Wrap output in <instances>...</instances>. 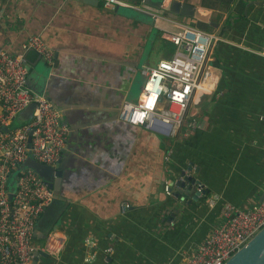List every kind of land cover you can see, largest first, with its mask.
<instances>
[{
	"label": "crops",
	"instance_id": "obj_1",
	"mask_svg": "<svg viewBox=\"0 0 264 264\" xmlns=\"http://www.w3.org/2000/svg\"><path fill=\"white\" fill-rule=\"evenodd\" d=\"M194 4L210 9V20L218 23L217 29L206 24V31L219 37L208 54L212 72L208 84L196 91L184 122L172 136L136 126L134 137L126 139L118 126L111 125L118 115L112 121L96 114L98 124L83 147L91 148L88 153L103 163L106 173L119 166L120 160L110 156L123 157V170L127 161L135 160L138 189L120 203L112 191L100 197V214H79L80 206H71L63 228L76 238L68 245L65 241L58 259L37 257L36 248L44 241L34 229L31 264H180L222 223L224 203L247 209L262 199L264 0ZM0 10V45L35 64L42 59L38 52L23 50L22 45L28 35H38L53 51L51 65L60 79L56 89L81 108L105 107L104 99L124 87V100L135 99L143 84L137 68L155 66L174 52L164 29L199 23L168 14L154 20L159 11H154L151 23L138 22L127 18L125 10L107 8L101 1L91 6L77 0H0ZM191 110L198 123L194 129L188 126ZM91 170L96 178V170ZM182 171L205 187L204 196L195 191L189 192L194 199L189 193L171 194L172 180ZM90 178L76 174L71 180ZM211 194L218 196L213 206L207 203ZM124 203L129 207L122 212ZM87 237L95 242L90 261L84 246Z\"/></svg>",
	"mask_w": 264,
	"mask_h": 264
},
{
	"label": "built area",
	"instance_id": "obj_2",
	"mask_svg": "<svg viewBox=\"0 0 264 264\" xmlns=\"http://www.w3.org/2000/svg\"><path fill=\"white\" fill-rule=\"evenodd\" d=\"M100 1L107 8L135 5L128 0ZM1 14L0 10V17ZM154 15V20L160 16ZM164 31L174 52L168 58L159 59L155 66L141 68L144 85L135 99L123 101L118 119L172 136L184 122L196 91L211 78L208 54L219 37L192 24H181L177 30ZM22 47L23 50H35L51 65L53 51L38 35H28ZM27 80L25 59L21 55H12L0 45V264H31L35 249L34 226L52 201L53 194L31 167L21 165L31 158L53 166L61 155L68 133L60 113L44 96L29 87ZM31 103H34L32 118L11 126L16 114ZM192 112L188 115V126L194 129L198 123ZM137 114L142 115V120L136 123L133 120ZM169 123L167 129L165 125ZM3 127L8 129L3 130ZM12 176H15L14 181ZM196 190L198 196L205 195L202 184H197ZM217 201L215 194L207 197L210 206ZM127 207L128 203L122 204L121 211ZM220 213L222 223L213 228L180 264H223L264 227V194L251 208L224 203ZM65 241L62 234L49 233L36 249L58 259ZM84 246L88 252L86 260L90 261L94 239L87 237Z\"/></svg>",
	"mask_w": 264,
	"mask_h": 264
},
{
	"label": "water",
	"instance_id": "obj_3",
	"mask_svg": "<svg viewBox=\"0 0 264 264\" xmlns=\"http://www.w3.org/2000/svg\"><path fill=\"white\" fill-rule=\"evenodd\" d=\"M77 1L87 5L96 6L99 4L100 0ZM128 1L137 5H133V7L117 6L116 10L118 12L122 9L130 11V15L126 14V17L134 21L151 23L153 21L154 11H159V15H161V12H166L164 14L173 17L181 16L191 18L194 21L207 24L214 29L218 28V23L210 20V9L195 5L187 0ZM38 56L41 58L39 53ZM54 57L60 58V55L54 52ZM37 62L40 64H37ZM37 62L35 64H30L28 60L26 62L27 70L30 72L29 81L31 80V86L29 85V87L38 94L44 96L60 113L62 122L68 126V136L65 146L61 151V155L53 166L38 163L30 158L27 159L21 167H31L43 179V182L49 189H51L53 194L52 201L45 208L34 226V229L38 233H41L38 239L44 241L49 233L56 232L65 237L68 245L69 242L76 238L74 232L70 235L63 228V219L66 217V212L71 206H80L81 212H79V214H86L85 212L88 211L93 214H100L97 209V206L99 205L97 201L100 197L112 191V197H116L114 201L120 203L123 200H127L126 197L138 189V178H136L137 171L132 169V164H135V160L133 161L132 159L131 163L127 161L126 168L123 170V164H120L122 163L123 157L120 156L118 158L110 156L112 159L120 160L119 166L109 169V173H106L103 169L105 168L103 163L94 160V156L88 153V150H91V148L83 147L91 141L90 137L86 136L91 134L90 132L96 129L94 128V125L98 124V121H95L98 117L96 114H101L105 120L110 119L113 121L114 119H117V115L119 114L118 110H120L125 99V87L121 91L116 90L111 99L105 98V107L81 108L77 106V104H73L74 102H72V100L62 98V91L56 89L55 84L60 82V79L57 77L58 73L56 72V67L53 65L48 67L49 65L42 59H39ZM140 71L141 68H137V75H140ZM33 108L34 103H31L19 111L14 117L11 126L20 125L29 121L32 118ZM154 123L152 124L153 127L155 126ZM111 125L113 127L118 126L120 131L126 134L123 135L124 138L127 139L128 137V139H131L134 137L136 126L130 125L121 120H118ZM165 126L169 129L170 123ZM7 129V127H3V130ZM27 142V145L29 146L30 135L28 136ZM135 152V150H132L131 155H134ZM148 163L150 164V159ZM41 167H44V169ZM91 169L96 170L94 173L97 176L96 178L91 175ZM76 174L92 178L71 180V177ZM14 179L15 176H12V181H14ZM84 181L92 183V186H88ZM172 181L173 183L171 184V187H169V191L175 197H178L182 193H189L190 191H195V195H198L195 186L197 180L193 179L191 175H187L182 171ZM83 182L84 185H74ZM127 190L130 193H127ZM190 196L192 199L195 197L191 194ZM35 254L37 257L42 255L49 258L47 253L41 250L36 251ZM50 258L55 260L52 257ZM223 264H264V227L236 250Z\"/></svg>",
	"mask_w": 264,
	"mask_h": 264
},
{
	"label": "trees",
	"instance_id": "obj_4",
	"mask_svg": "<svg viewBox=\"0 0 264 264\" xmlns=\"http://www.w3.org/2000/svg\"><path fill=\"white\" fill-rule=\"evenodd\" d=\"M188 1V0H187ZM197 1H199V0H191V2L192 3H195V2H197ZM205 1H213V0H205ZM164 13H166V12H161V14H164ZM196 26L197 27H199V28H201V29H205L206 30V28H207V26H206V24H204V23H196ZM211 29V28H210Z\"/></svg>",
	"mask_w": 264,
	"mask_h": 264
},
{
	"label": "bare ground",
	"instance_id": "obj_5",
	"mask_svg": "<svg viewBox=\"0 0 264 264\" xmlns=\"http://www.w3.org/2000/svg\"><path fill=\"white\" fill-rule=\"evenodd\" d=\"M141 118H142V115L137 114L136 117H135V120H133V122H136V123L140 122L142 120Z\"/></svg>",
	"mask_w": 264,
	"mask_h": 264
},
{
	"label": "flooded vegetation",
	"instance_id": "obj_6",
	"mask_svg": "<svg viewBox=\"0 0 264 264\" xmlns=\"http://www.w3.org/2000/svg\"><path fill=\"white\" fill-rule=\"evenodd\" d=\"M130 3H131V2H130ZM138 6H139V5H138ZM130 13H131L130 11H126V14L130 15Z\"/></svg>",
	"mask_w": 264,
	"mask_h": 264
},
{
	"label": "rangeland",
	"instance_id": "obj_7",
	"mask_svg": "<svg viewBox=\"0 0 264 264\" xmlns=\"http://www.w3.org/2000/svg\"><path fill=\"white\" fill-rule=\"evenodd\" d=\"M37 93V92H36ZM42 169H44V167H41ZM69 212H66V214H68Z\"/></svg>",
	"mask_w": 264,
	"mask_h": 264
}]
</instances>
